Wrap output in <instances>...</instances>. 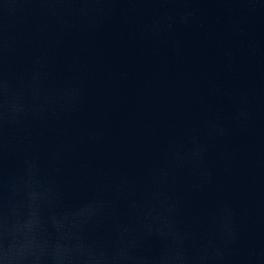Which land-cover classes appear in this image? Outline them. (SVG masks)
<instances>
[{
  "label": "water",
  "instance_id": "1",
  "mask_svg": "<svg viewBox=\"0 0 264 264\" xmlns=\"http://www.w3.org/2000/svg\"><path fill=\"white\" fill-rule=\"evenodd\" d=\"M0 264H264V0H0Z\"/></svg>",
  "mask_w": 264,
  "mask_h": 264
}]
</instances>
